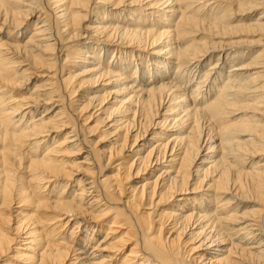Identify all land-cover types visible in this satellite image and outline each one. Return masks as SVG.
I'll return each instance as SVG.
<instances>
[{
	"label": "bare ground",
	"instance_id": "bare-ground-1",
	"mask_svg": "<svg viewBox=\"0 0 264 264\" xmlns=\"http://www.w3.org/2000/svg\"><path fill=\"white\" fill-rule=\"evenodd\" d=\"M12 253L264 264V0H0V264Z\"/></svg>",
	"mask_w": 264,
	"mask_h": 264
},
{
	"label": "rangeland",
	"instance_id": "rangeland-1",
	"mask_svg": "<svg viewBox=\"0 0 264 264\" xmlns=\"http://www.w3.org/2000/svg\"><path fill=\"white\" fill-rule=\"evenodd\" d=\"M108 14V12H106V15ZM109 14H111V13H109ZM37 16H38V13H36V15H34V16H32V18H31V20H30V23H32V22H34V21H36L37 20ZM232 16H235L234 14L232 15ZM231 16V17H232ZM248 16H250V15H248ZM124 17V16H123ZM233 18H236V19H238L237 21H239V19H241V17H238V16H236V17H233ZM148 20H157V17L156 16H154V17H151V18H147ZM32 25H33V23H32ZM86 25H90V23H86ZM22 36V35H21ZM228 42H230V40H227ZM250 54H254V53H250ZM244 54H241V55H239V56H237V58H238V60L235 62L236 64H238V65H240V64H243V65H245V64H247L248 63V61H246L245 59H242L243 61L242 62H240V59L242 58V56H243ZM152 55H150L149 57H151ZM105 58V56L103 55V59ZM112 59V56L110 55L109 57L107 56V61L109 62L110 60ZM112 61H113V59H112ZM161 62H162V60H161ZM155 63H157V62H155ZM24 65H27L26 63L24 64ZM235 67H236V65H234ZM18 69H21V72L24 70V69H26V66H24V67H18ZM69 69H71V71H78V68H70L69 67ZM82 71H78L77 73H81ZM35 75H37V74H34V76ZM38 80H41L40 78H34V79H32V81L29 83V86H28V88H31L32 90H34V86L36 85L35 84V82H37ZM102 85H104V88H109V90L110 89H112L114 86H106L105 84H102ZM102 85H100V89H102L103 88V86ZM90 90H94V88H90ZM89 90V91H90ZM109 98V100H111V107L112 106H114L115 105V103H113L112 104V102L114 101L113 99H115L116 98V100H118V101H120L122 98L121 97H117V96H110V97H108ZM53 110V109H52ZM235 113V112H234ZM242 115H245V113H239V115L238 116H235L234 118L235 119H237V118H239V117H243ZM83 124V123H82ZM85 125L84 126H86V127H92V126H94L95 125V130H96V132H94V133H92L91 134V136H93V137H90V139L91 140H96L95 138H96V136H100L101 135V133H103L102 131H105L107 128H105V127H103V125H96L95 124V122L94 121H92V122H89V123H84ZM169 133H172V132H169ZM168 133V134H169ZM97 134V135H96ZM107 139H104V140H102V141H100L99 143H98V147H100V148H107V144L109 145V143L110 142H112L115 138H112L111 139V137H106ZM100 139V138H99ZM99 139H97V141L99 140ZM83 152H85V151H83ZM129 153L130 152H127L126 153V155H129ZM78 158H81L79 161H83V157L81 156V155H79V156H77ZM126 160V159H125ZM124 159H122V160H120L118 163H122V164H125L126 163V161H125ZM200 161H199V164H201L200 162L202 161L201 159H199ZM117 164H114L113 166H116ZM197 166H200V165H197ZM156 168H158V169H160V168H162V167H160V166H158V167H156ZM151 172H153V171H151ZM151 172H147L145 175H141V177H139L138 179H137V183L135 184V185H137V184H144V183H146V182H148L149 180H151L152 178L154 179L155 177H154V173H151ZM155 174L156 175H159L160 174V172H155ZM152 179V180H153ZM127 187V189H129V188H131V186L130 185H128V186H126ZM50 196H52V195H50ZM180 198V197H179ZM197 199H199L198 197H196V201H198ZM192 203V202H191ZM193 204V203H192ZM192 204H189L188 206H189V208H193V205ZM174 206H175V204H173ZM181 208H183L182 206H180ZM244 209H248V210H251V205H247ZM243 209V210H244ZM142 212H147V213H149L150 212V210H143ZM72 229H73V227H71V229L69 230V231H72ZM126 230V229H125ZM124 230V231H125ZM68 231V230H67ZM64 233H66V231H64ZM24 238H26L25 236H23V238H21V240H24ZM99 240H101V238L99 239ZM133 244H134V242L133 241H131V242H128V244L124 247V250H123V253L126 255V254H128L129 252H130V250H131V248L133 247ZM189 246V245H188ZM21 247H23V246H21ZM191 247H194V245H191ZM218 248V247H217ZM191 249V248H190ZM22 250L25 252V249H23L22 248ZM193 254V253H192ZM196 255L194 256V257H197V256H199V255H203V254H205L206 256H205V258H208V257H213V255H210V254H206V252H205V250L204 249H200L197 253H195ZM13 255V253L12 254H9V256L7 257H5L4 259H8L9 257H11ZM22 260V258H18V259H8L7 261H5L6 262V264H30L29 262H23V261H21Z\"/></svg>",
	"mask_w": 264,
	"mask_h": 264
}]
</instances>
